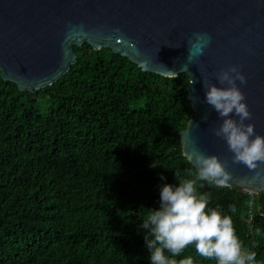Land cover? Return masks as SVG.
Listing matches in <instances>:
<instances>
[{
    "label": "trees",
    "instance_id": "16d2710c",
    "mask_svg": "<svg viewBox=\"0 0 264 264\" xmlns=\"http://www.w3.org/2000/svg\"><path fill=\"white\" fill-rule=\"evenodd\" d=\"M74 49L70 71L39 91L0 72V264H151L141 220L159 207L161 184L195 171L181 144L195 115L190 78L144 71L110 48ZM201 191L264 264V191L251 227L244 190ZM185 257L215 264L194 246Z\"/></svg>",
    "mask_w": 264,
    "mask_h": 264
},
{
    "label": "water",
    "instance_id": "95a60500",
    "mask_svg": "<svg viewBox=\"0 0 264 264\" xmlns=\"http://www.w3.org/2000/svg\"><path fill=\"white\" fill-rule=\"evenodd\" d=\"M205 33L211 42L196 55ZM85 43L110 48L144 71L188 74L195 115L181 132L183 154H216L232 173L230 186L264 191V164L250 170L234 162L215 136L221 118L204 102L203 86H219L216 74L239 66L247 82L237 84L252 113L246 123L264 135V0H0V72L21 91L57 83L77 58L74 46Z\"/></svg>",
    "mask_w": 264,
    "mask_h": 264
},
{
    "label": "clouds",
    "instance_id": "9594fccd",
    "mask_svg": "<svg viewBox=\"0 0 264 264\" xmlns=\"http://www.w3.org/2000/svg\"><path fill=\"white\" fill-rule=\"evenodd\" d=\"M198 36L202 43L196 55H201L211 36L207 33ZM183 71H187V66ZM216 80L219 86L203 80L204 102L221 118L213 132L227 142L234 162L257 170L264 164V135L256 132L253 123H246L252 113L245 93L237 84V81L246 83L247 76L239 66L231 65L217 73ZM194 82L191 79L190 84ZM193 157L195 171L190 178L177 179L179 173L175 172L177 183L161 184L159 207L150 208L139 225L145 230L151 264H194L192 257L176 259L189 246H194L198 255L214 260L215 264H260L256 252L246 248L239 239L232 216L219 207H210V193L201 191L205 185L217 189L229 187L231 171L216 154L194 150L186 159L193 163ZM157 165L153 161L152 166ZM235 211V206H231V212Z\"/></svg>",
    "mask_w": 264,
    "mask_h": 264
},
{
    "label": "built area",
    "instance_id": "2783aa9c",
    "mask_svg": "<svg viewBox=\"0 0 264 264\" xmlns=\"http://www.w3.org/2000/svg\"><path fill=\"white\" fill-rule=\"evenodd\" d=\"M244 191L248 194V214L246 221L248 226L251 227L254 222L255 215L257 213L263 214L261 212V206L257 203L261 191L256 189H246Z\"/></svg>",
    "mask_w": 264,
    "mask_h": 264
},
{
    "label": "rangeland",
    "instance_id": "374dc122",
    "mask_svg": "<svg viewBox=\"0 0 264 264\" xmlns=\"http://www.w3.org/2000/svg\"><path fill=\"white\" fill-rule=\"evenodd\" d=\"M39 104H40V109H39L40 112H44V113H45V112L47 111L48 108H47V106L44 104V101H43L42 99L40 100Z\"/></svg>",
    "mask_w": 264,
    "mask_h": 264
},
{
    "label": "bare ground",
    "instance_id": "6f19581e",
    "mask_svg": "<svg viewBox=\"0 0 264 264\" xmlns=\"http://www.w3.org/2000/svg\"><path fill=\"white\" fill-rule=\"evenodd\" d=\"M79 102V101H78ZM72 103V102H71ZM78 106V105H77ZM92 109V108H91ZM156 162V161H155ZM159 168V167H158ZM123 174V173H122ZM127 179V178H126ZM133 186V185H132ZM155 186V185H154ZM86 193V192H85ZM159 194V193H158ZM146 195V194H145ZM150 200H152V198L150 199ZM23 201V200H22ZM95 203V202H94ZM101 207V206H100ZM78 208V207H77ZM129 210V209H128ZM127 210V211H128ZM75 214V213H74ZM78 217V216H77ZM85 219V218H84ZM140 219V218H139ZM90 220V219H89ZM92 220V219H91ZM40 224V223H39ZM77 228V227H76ZM81 229V228H80ZM89 230V229H88ZM139 231V230H138ZM138 233V232H137ZM100 246V245H99ZM77 255V254H76ZM79 255V254H78Z\"/></svg>",
    "mask_w": 264,
    "mask_h": 264
}]
</instances>
